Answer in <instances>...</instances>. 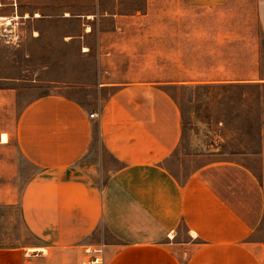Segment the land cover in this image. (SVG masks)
Wrapping results in <instances>:
<instances>
[{"label": "crops", "instance_id": "1", "mask_svg": "<svg viewBox=\"0 0 264 264\" xmlns=\"http://www.w3.org/2000/svg\"><path fill=\"white\" fill-rule=\"evenodd\" d=\"M19 1L0 0L12 18L0 28H15ZM159 12L158 80L101 85L100 103L0 86V208L33 237L0 246V264L78 262L73 250L100 243L106 264H264V0H160ZM133 28L151 29L112 30ZM145 39L111 43L129 58L144 43L147 66ZM188 86L232 89L237 127L258 130L254 169L215 150L184 178L170 170L183 121L168 89Z\"/></svg>", "mask_w": 264, "mask_h": 264}, {"label": "rangeland", "instance_id": "2", "mask_svg": "<svg viewBox=\"0 0 264 264\" xmlns=\"http://www.w3.org/2000/svg\"><path fill=\"white\" fill-rule=\"evenodd\" d=\"M159 5L160 0L19 1L21 17L15 28H0V86L15 87L24 100L58 92L79 102L100 103L111 92L101 85L158 80V61H150L158 60L159 54ZM5 19L10 25L12 18ZM116 24L147 25L151 29L147 33L134 28L115 33L112 27ZM124 35L141 42L147 36V53L152 55V59L147 58V66L143 63L144 43L131 58L112 48L111 41ZM168 92L183 121V139L168 165L176 176L186 177L206 161L205 154L215 150L255 168L258 130L237 127L231 88L188 86L170 88ZM103 157L95 135L89 159L97 165ZM25 171L30 169L25 166ZM99 232L107 236L104 228L100 227ZM32 242L33 237L20 222L19 210L0 208V246L26 247ZM71 253L72 259L84 260V255L74 250ZM78 262L71 260L68 264Z\"/></svg>", "mask_w": 264, "mask_h": 264}, {"label": "built area", "instance_id": "3", "mask_svg": "<svg viewBox=\"0 0 264 264\" xmlns=\"http://www.w3.org/2000/svg\"><path fill=\"white\" fill-rule=\"evenodd\" d=\"M95 113L89 115L93 118ZM84 260L75 264H106V250L103 245L85 246L83 248Z\"/></svg>", "mask_w": 264, "mask_h": 264}, {"label": "bare ground", "instance_id": "4", "mask_svg": "<svg viewBox=\"0 0 264 264\" xmlns=\"http://www.w3.org/2000/svg\"><path fill=\"white\" fill-rule=\"evenodd\" d=\"M2 20H6V19H4V18H1ZM10 19V18H9ZM11 20V19H10ZM84 50H86V49H84ZM41 252H43V251H41Z\"/></svg>", "mask_w": 264, "mask_h": 264}]
</instances>
